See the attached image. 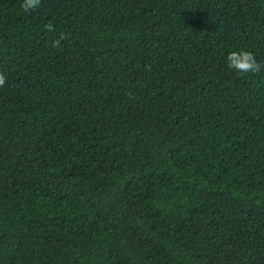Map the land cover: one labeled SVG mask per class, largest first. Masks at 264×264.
Here are the masks:
<instances>
[{"label": "trees", "instance_id": "1", "mask_svg": "<svg viewBox=\"0 0 264 264\" xmlns=\"http://www.w3.org/2000/svg\"><path fill=\"white\" fill-rule=\"evenodd\" d=\"M22 3L0 0V264H264V0Z\"/></svg>", "mask_w": 264, "mask_h": 264}, {"label": "clouds", "instance_id": "2", "mask_svg": "<svg viewBox=\"0 0 264 264\" xmlns=\"http://www.w3.org/2000/svg\"><path fill=\"white\" fill-rule=\"evenodd\" d=\"M41 0H23L21 8L24 12L39 8ZM45 29L49 32L55 31V26L52 22L45 25ZM60 41L56 40L53 42V46H59ZM228 67L234 70L238 75L245 76L249 74H256L261 71V64L256 59L254 52L244 49H238L231 51L227 55ZM7 78L4 73L0 72V87L5 86Z\"/></svg>", "mask_w": 264, "mask_h": 264}]
</instances>
